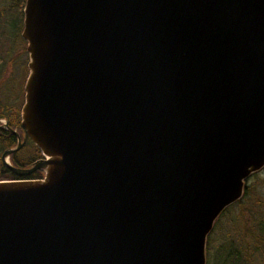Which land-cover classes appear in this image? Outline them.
I'll use <instances>...</instances> for the list:
<instances>
[{
    "label": "water",
    "instance_id": "95a60500",
    "mask_svg": "<svg viewBox=\"0 0 264 264\" xmlns=\"http://www.w3.org/2000/svg\"><path fill=\"white\" fill-rule=\"evenodd\" d=\"M21 36L0 264H205L264 167V0H25Z\"/></svg>",
    "mask_w": 264,
    "mask_h": 264
},
{
    "label": "rangeland",
    "instance_id": "374dc122",
    "mask_svg": "<svg viewBox=\"0 0 264 264\" xmlns=\"http://www.w3.org/2000/svg\"><path fill=\"white\" fill-rule=\"evenodd\" d=\"M24 3L0 0V112L24 103L29 74L27 44L21 36ZM245 185L242 202L218 216L207 235L205 264H264V167Z\"/></svg>",
    "mask_w": 264,
    "mask_h": 264
},
{
    "label": "flooded vegetation",
    "instance_id": "af4514ba",
    "mask_svg": "<svg viewBox=\"0 0 264 264\" xmlns=\"http://www.w3.org/2000/svg\"><path fill=\"white\" fill-rule=\"evenodd\" d=\"M27 67H28V65H27ZM20 108L21 107H19L18 111H17L16 110L17 108H14V110H9V108L5 107L4 109L8 110V111H1L0 112V121H2L0 123V133L1 132H5V131H9L10 133H12L15 136V143H13L10 146H7L6 148H4L3 150L0 151V160H1V162L4 163V161L1 158L2 153L6 149L15 147L17 145V143H18L17 135L12 132V130H14L15 132H17L19 134V140L21 142V146H20V148L18 150H16V151H14V152L9 154V156L7 157V161H9L12 165H15V163H17L18 165H15V166H19L20 165V167H28L33 161H35V160H37V159H39V158H41L43 156L41 155L40 157H37V158L33 159L34 156H33V153H32V149L30 147H29L30 149L28 147L24 148V146H25V144H27V141H28L29 138L26 135V133H25V131H24L22 125H21ZM28 151H29V153H28ZM4 165L6 166L5 163H4ZM36 171H40L41 172V170H36ZM31 174L25 176L24 178L29 177ZM42 176L43 175H42V172H41L40 176L37 177V178H41ZM19 178H23V177H19Z\"/></svg>",
    "mask_w": 264,
    "mask_h": 264
},
{
    "label": "trees",
    "instance_id": "16d2710c",
    "mask_svg": "<svg viewBox=\"0 0 264 264\" xmlns=\"http://www.w3.org/2000/svg\"><path fill=\"white\" fill-rule=\"evenodd\" d=\"M18 111V108L16 109ZM13 143H15V136L10 133L9 131H5V132H1L0 133V151L3 150L4 148H6L7 146L12 145ZM31 148L32 149V153H33V159L40 157L41 156V152L38 149V147H36L31 140L28 139L27 144H25L24 148ZM29 148V149H30ZM28 163V162H27ZM15 165H18L17 163H15ZM20 166V165H19ZM25 166V165H24ZM40 171H35L33 172L29 177L27 178H37L40 176ZM254 173H252L253 175ZM19 177L16 176V174H14L12 172V170H10L7 166L4 165L3 162H1L0 160V180H6V179H18ZM246 186V185H245ZM248 187V186H247ZM248 190L246 189L245 193H244V197L245 198L248 195ZM242 202V199H238L236 202H234L233 204L229 205L228 207H226L223 212L221 214H223L225 211L229 210L231 207H233L236 204H240ZM220 214V215H221ZM219 215V216H220ZM231 254V253H230Z\"/></svg>",
    "mask_w": 264,
    "mask_h": 264
}]
</instances>
